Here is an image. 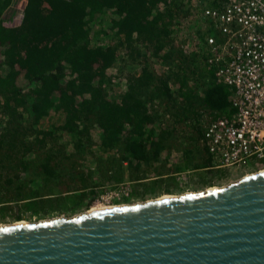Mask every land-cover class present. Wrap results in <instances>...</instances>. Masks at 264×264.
Wrapping results in <instances>:
<instances>
[{
    "label": "trees",
    "instance_id": "16d2710c",
    "mask_svg": "<svg viewBox=\"0 0 264 264\" xmlns=\"http://www.w3.org/2000/svg\"><path fill=\"white\" fill-rule=\"evenodd\" d=\"M205 1L217 5L220 0ZM11 3L0 0V146L25 152L34 146L64 148L65 143L78 153L96 147L113 153V168L125 160L142 166L161 163V153L179 132L152 109L157 96L171 100L177 120L201 138L203 108L233 111L232 89L215 82L205 62L206 18L191 0H25L19 22L9 25L3 14ZM194 24L196 30H190ZM175 25L192 31L188 43L176 44ZM94 33L121 39L105 43ZM121 47L126 63L140 67L126 75L127 88L114 99L110 87L118 76L114 68ZM149 55L169 65L164 74L151 68ZM54 112L61 117L46 127ZM204 149L205 160L197 167L210 170L214 159L205 144ZM191 161L180 163V170L191 167ZM133 176L145 177L140 172ZM111 177L116 182L122 174ZM42 195L38 191L35 197Z\"/></svg>",
    "mask_w": 264,
    "mask_h": 264
},
{
    "label": "water",
    "instance_id": "95a60500",
    "mask_svg": "<svg viewBox=\"0 0 264 264\" xmlns=\"http://www.w3.org/2000/svg\"><path fill=\"white\" fill-rule=\"evenodd\" d=\"M0 264H264V171L217 188L0 224Z\"/></svg>",
    "mask_w": 264,
    "mask_h": 264
},
{
    "label": "rangeland",
    "instance_id": "374dc122",
    "mask_svg": "<svg viewBox=\"0 0 264 264\" xmlns=\"http://www.w3.org/2000/svg\"><path fill=\"white\" fill-rule=\"evenodd\" d=\"M24 2L25 0H12L9 8L4 11V18L9 25L19 22ZM191 2L195 10H198L199 4L208 5L205 0H191ZM180 20L184 21V17ZM197 25L191 26L190 30H196ZM179 27L177 26L175 30L176 44L188 43L192 31L185 32L183 29L179 31ZM93 37L112 44H119L121 39L111 33L102 35L94 33ZM123 57L125 54L121 47L118 63L114 68L118 76L113 78L114 83L112 82L110 87V94L114 99L120 98L126 90L129 82L126 75L129 76L132 69L139 70L140 67L138 64L135 65L136 67L131 64L129 66ZM148 60L151 68L159 75L164 74L169 66L151 55ZM118 80L120 83L115 84ZM150 93H146L147 99ZM171 104V100L165 96H157L151 101V107L161 115L159 117L175 124L179 131L178 136L168 145L169 148L161 153V163L151 161L140 166L137 161L130 165L125 160L120 166L114 163L115 168H113L112 162L109 161L113 153H103L96 147H89L87 151L78 153L73 149L72 144L67 146L61 139L64 148L56 144V147L34 146L35 148L30 151L15 152L7 144L0 146V224L15 223L19 219L37 221L58 216H72L89 210L97 203L122 205L157 199L164 194L179 195L211 186L220 187L264 169V164L210 170L200 165L197 167V164L205 160L207 151L204 149L201 137H196L197 131L192 130L187 122L177 120L178 109ZM215 111L217 114H223L218 110ZM1 116L0 113L2 122ZM25 116L28 114L26 113ZM60 117L61 112H54L46 118L45 126H52ZM205 118L207 115L203 116V119ZM1 122L0 125L3 124ZM2 132L0 131V134ZM94 136L96 138L95 133ZM57 142L59 143V140ZM70 152L73 155H70ZM52 154L54 156L49 161ZM46 159L48 163L45 162ZM190 159L192 166L180 170L179 164ZM117 172L122 174V178L116 182L110 181L111 176L118 175ZM138 172L143 173L145 177L134 179L133 175ZM38 191L44 196L35 197Z\"/></svg>",
    "mask_w": 264,
    "mask_h": 264
},
{
    "label": "built area",
    "instance_id": "2783aa9c",
    "mask_svg": "<svg viewBox=\"0 0 264 264\" xmlns=\"http://www.w3.org/2000/svg\"><path fill=\"white\" fill-rule=\"evenodd\" d=\"M199 8L206 18L205 62L213 80L232 89L231 113L202 109L201 140L212 167L264 164V0H220Z\"/></svg>",
    "mask_w": 264,
    "mask_h": 264
},
{
    "label": "bare ground",
    "instance_id": "6f19581e",
    "mask_svg": "<svg viewBox=\"0 0 264 264\" xmlns=\"http://www.w3.org/2000/svg\"><path fill=\"white\" fill-rule=\"evenodd\" d=\"M261 171H264V169L263 170H261ZM218 186H211L210 187V189H212V188H217ZM172 196H176V195H174V194H164V195H162V196H160V197H158L157 199H161V198H167V197H172ZM112 206H118V205H115V204H95V205H93L89 210H98V209H103V208H108V207H112ZM88 211V210H87ZM24 223V222H28V221H26V220H19V221H16L15 223Z\"/></svg>",
    "mask_w": 264,
    "mask_h": 264
}]
</instances>
